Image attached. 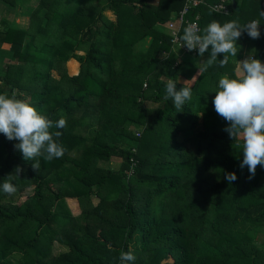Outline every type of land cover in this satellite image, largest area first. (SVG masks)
<instances>
[{"label": "trees", "instance_id": "obj_1", "mask_svg": "<svg viewBox=\"0 0 264 264\" xmlns=\"http://www.w3.org/2000/svg\"><path fill=\"white\" fill-rule=\"evenodd\" d=\"M216 1L187 18L199 16L201 33L213 20L258 21L253 58L264 62V0H231L228 15L209 8ZM34 3L25 28L0 17V94L65 118L51 131L66 151L34 170L0 133V186L17 189L0 190V264H121L122 251L135 256L127 264H264V166L248 178L242 142L212 105L221 76L243 72L232 56L221 67L222 54L203 70L210 50L201 64L199 54L177 59L165 24L184 0ZM169 79L192 89L181 112L164 99ZM55 243L67 250L52 255Z\"/></svg>", "mask_w": 264, "mask_h": 264}, {"label": "clouds", "instance_id": "obj_2", "mask_svg": "<svg viewBox=\"0 0 264 264\" xmlns=\"http://www.w3.org/2000/svg\"><path fill=\"white\" fill-rule=\"evenodd\" d=\"M259 22L252 21L243 28L238 21H228L223 24L213 20L203 32L195 25L186 26L179 37L182 46H186L189 52L198 50L203 57L209 52V58L202 63V69L206 70L219 60L223 67L229 56L238 53L237 41L244 31L252 39L260 37ZM243 76L241 78L222 77L218 81L212 105L215 112L227 122L224 129L232 140L242 142L243 160L240 168L247 167L249 179L255 176L257 166H264V62L259 59L247 57L240 61ZM192 98V89L183 86L179 90L175 81L169 79L165 86V100H171L177 112L183 108L186 102ZM67 126L65 118L53 122L41 115L35 107L17 99L16 93L10 96L0 94V133L9 141H17L14 148L22 153L26 161H34L32 167L38 170L42 157L45 161L62 158L65 148L58 142L63 129ZM21 169L16 168L15 173L20 174ZM12 174L8 175L9 178ZM225 179L231 184L237 179L234 172L226 173ZM0 190L8 195L16 192V186L6 181L0 186ZM121 264L134 261L132 252H121Z\"/></svg>", "mask_w": 264, "mask_h": 264}, {"label": "rangeland", "instance_id": "obj_3", "mask_svg": "<svg viewBox=\"0 0 264 264\" xmlns=\"http://www.w3.org/2000/svg\"><path fill=\"white\" fill-rule=\"evenodd\" d=\"M34 2H35V0H22V1L18 2V4L16 6L13 7V6L6 5L0 1V3H2V6H0V17L8 18L16 26H18L20 28H25L26 26H28V23H29V18L27 16L28 12H29V10H31L34 7V4H35ZM107 16L112 18V16L108 13H107ZM174 53L177 55V59H178V57L183 59V57H184L183 52H181L178 49H175ZM5 58L7 60H9L10 57L7 54V55H5ZM201 58L202 57L199 56V60H201ZM68 64H69V61L66 63L65 66H66V69L69 73L70 71H69ZM77 67H78V63H77ZM69 74L75 75V74H71V73H69ZM52 75L54 77L58 76L56 72H53ZM148 106L151 107V106H153V104L148 103ZM135 136L137 138H139L140 132L138 131L137 133H135ZM109 167L112 169H115V170L118 169V167H120L119 159L112 158L111 163L109 164ZM261 181L264 183V176H262ZM29 192H31L30 189H28L26 193H29ZM94 202H96V200ZM66 206L71 211L72 214H77L79 212V205L77 204V201L75 199H68L66 201ZM30 234H32V231L29 232V235ZM66 250L67 249L65 247L61 246L59 243H55L54 247L51 250V252H52L51 254L56 256V255L60 254L61 252L66 251ZM170 263H171V261H167V262H164L163 264H170Z\"/></svg>", "mask_w": 264, "mask_h": 264}, {"label": "built area", "instance_id": "obj_4", "mask_svg": "<svg viewBox=\"0 0 264 264\" xmlns=\"http://www.w3.org/2000/svg\"><path fill=\"white\" fill-rule=\"evenodd\" d=\"M202 4H206L205 0H184V5L182 9L173 15L166 24V28L171 36V42L173 49H178L184 54L197 55L198 50H193L189 52L186 46H182V41L179 37L183 34V29L189 25H195L201 31L199 25V16L196 15L193 20H189L187 16L191 10L199 7ZM229 5H231V0H217L215 3L209 5V8L217 14L228 15L230 13Z\"/></svg>", "mask_w": 264, "mask_h": 264}, {"label": "crops", "instance_id": "obj_5", "mask_svg": "<svg viewBox=\"0 0 264 264\" xmlns=\"http://www.w3.org/2000/svg\"><path fill=\"white\" fill-rule=\"evenodd\" d=\"M0 6H2V3H0ZM175 14L176 13L172 14L171 17L173 15H175ZM166 24H165V28H166ZM166 30H167V28H166ZM167 32H169V31L167 30ZM254 44H255V39H252V38L249 37L247 43L237 45V48H238L239 51H238L236 56H232L233 57L232 61L237 65V73L239 75L242 73L240 61L244 60L247 57H252L253 58ZM203 59H204V56L201 58V60L197 59V62L199 64H201ZM78 69H79V64H78V67H77V73H78ZM225 76L226 75H223V76H221V78L225 77Z\"/></svg>", "mask_w": 264, "mask_h": 264}, {"label": "water", "instance_id": "obj_6", "mask_svg": "<svg viewBox=\"0 0 264 264\" xmlns=\"http://www.w3.org/2000/svg\"><path fill=\"white\" fill-rule=\"evenodd\" d=\"M232 3H233V6H235V4H234L233 0H232Z\"/></svg>", "mask_w": 264, "mask_h": 264}]
</instances>
